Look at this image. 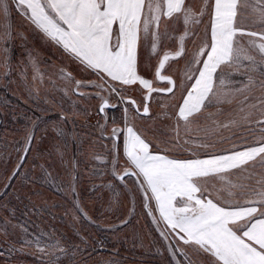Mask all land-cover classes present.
<instances>
[{"label": "snow or ice", "instance_id": "snow-or-ice-1", "mask_svg": "<svg viewBox=\"0 0 264 264\" xmlns=\"http://www.w3.org/2000/svg\"><path fill=\"white\" fill-rule=\"evenodd\" d=\"M37 41L55 51L42 57ZM0 66V79L11 78L32 106L0 189L2 264L25 248L39 264L87 259L83 228L30 231L9 206L20 199L14 181L37 185L51 175L36 129L47 130L37 113L53 105L58 135L61 122L75 128L82 118L99 146L92 171L111 194L100 214L111 213L116 227L143 219L156 235L157 264H264V0H0ZM79 163L65 187L72 222L95 224L96 205L85 206L75 184ZM39 195L28 189L22 215L41 211L32 202Z\"/></svg>", "mask_w": 264, "mask_h": 264}, {"label": "rangeland", "instance_id": "rangeland-1", "mask_svg": "<svg viewBox=\"0 0 264 264\" xmlns=\"http://www.w3.org/2000/svg\"><path fill=\"white\" fill-rule=\"evenodd\" d=\"M14 23H19V18H14ZM38 53L43 56H50L55 49L49 46L36 42ZM21 54L19 41L13 49L12 60L15 63ZM59 53L53 58V62L60 66ZM45 67V65H42ZM51 71V68H48ZM4 71L0 66V73ZM0 79V189L3 188V181L8 171L16 162L18 149L24 141L26 127H30V122L26 125L27 116L32 114L31 103H24L21 98L23 89L18 88L16 84L9 83V80ZM45 88L50 86L47 84V77L44 84ZM51 90V89H50ZM51 95L57 100L61 99L60 94L51 91ZM76 97H69L63 100L64 108L71 113L76 109L73 108L72 101ZM59 111L58 105L51 106L47 112L38 115L47 117L48 126L41 124L36 129L37 137H43L39 140V147L45 154V159L49 161L48 171L51 173L49 177L43 179L37 185H30L25 182L24 187L20 182L14 181V185L18 190L20 199L13 196L9 206H15L17 209V220L23 221L30 231H50L55 228L59 232L66 235L76 232L83 228V232L89 237V250L87 259L77 256L75 259L80 261V264H157L160 256L156 251L158 245L155 243V233H150L148 227H144L145 221L140 219L137 222L136 217H132V223L126 227H116L119 221L111 215V213H101L100 205L106 201L109 193L100 188L101 180L99 176L92 171L93 168H100L99 163L93 162L95 152L99 151V146L93 147L89 143V137L86 136V127H81L82 118L76 119V127L73 128L71 123L65 125L60 123V128L64 130V135H58L51 127V121L56 119ZM79 146V149H78ZM37 142H33V153L35 154ZM63 153V160L60 154ZM51 152L52 155L48 156ZM74 159L80 161L79 167L76 169V187L80 193L82 203L89 209L92 205H96L97 222L95 224H80L75 225L72 222L70 198L65 192V187L71 183V162ZM31 161V154L26 167ZM31 175V173H30ZM29 188H38L41 195L33 196L32 202L41 208V211L36 215H22L24 209L23 204L27 203L25 194ZM59 189V190H58ZM6 197L0 195V205L5 203ZM31 207V205H30ZM66 210L67 214H66ZM7 211L0 207V219L7 216ZM109 225L113 227L110 229ZM2 239V236H0ZM96 241L97 243H93ZM102 242V243H100ZM33 248H25L18 252L15 259L10 264H39L37 255L33 254ZM2 264V262H0ZM65 264H69L65 261Z\"/></svg>", "mask_w": 264, "mask_h": 264}]
</instances>
